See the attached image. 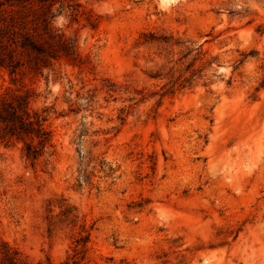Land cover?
I'll use <instances>...</instances> for the list:
<instances>
[{
  "label": "rangeland",
  "instance_id": "rangeland-1",
  "mask_svg": "<svg viewBox=\"0 0 264 264\" xmlns=\"http://www.w3.org/2000/svg\"><path fill=\"white\" fill-rule=\"evenodd\" d=\"M80 2L54 25L86 68H0V93L50 110L55 143L35 165L0 144V247L59 264L87 231L84 264H264V0ZM151 33L183 50L160 56ZM189 64L200 77L170 94Z\"/></svg>",
  "mask_w": 264,
  "mask_h": 264
},
{
  "label": "trees",
  "instance_id": "trees-1",
  "mask_svg": "<svg viewBox=\"0 0 264 264\" xmlns=\"http://www.w3.org/2000/svg\"><path fill=\"white\" fill-rule=\"evenodd\" d=\"M81 0H0V68L9 72L12 82L28 74L43 77L56 72L57 66L66 61L74 67L86 68V62L79 52L75 42L68 39L55 25L57 15L69 11L72 20L79 22L84 16ZM88 24L96 28L97 20L88 19ZM144 45H156L161 55L174 57L172 49L183 50L184 43L173 38L158 36L155 33L144 35ZM188 53L178 63H182L192 55L193 50L187 48ZM183 51L179 55H182ZM163 57V56H162ZM197 59L195 60V62ZM177 64V65H179ZM212 65V64H211ZM210 65V67H211ZM204 69L194 70V64H189L182 70L176 83H172L169 93L191 86ZM185 73L191 74L185 78ZM163 75L157 73L152 78L159 79ZM200 77V76H199ZM264 89V81L259 92ZM109 93L117 90L110 88ZM166 95V94H165ZM35 93L31 90H19L0 93V144L12 146L22 145L23 156L33 165L37 164L49 152L54 154V135L50 129L48 108L34 109L32 103ZM124 121V118L122 119ZM101 172L108 177H114L116 170L101 165ZM83 179V177H82ZM83 181V180H82ZM64 214L72 219V224L79 221L71 208ZM76 226V225H74ZM84 226H82L83 228ZM85 229V228H83ZM84 236L76 241L75 255L59 264H84L88 252L91 235L86 231ZM88 233V234H86ZM0 264H30L26 258L8 244L0 247ZM39 264H58L53 262Z\"/></svg>",
  "mask_w": 264,
  "mask_h": 264
}]
</instances>
